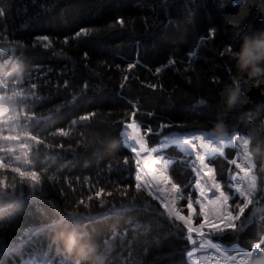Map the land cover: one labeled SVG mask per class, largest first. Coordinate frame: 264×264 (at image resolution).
I'll use <instances>...</instances> for the list:
<instances>
[{
    "label": "trees",
    "instance_id": "obj_1",
    "mask_svg": "<svg viewBox=\"0 0 264 264\" xmlns=\"http://www.w3.org/2000/svg\"><path fill=\"white\" fill-rule=\"evenodd\" d=\"M164 3L165 0H0V9L4 11V15L0 16V65L9 64L0 70V96L11 95L19 90L11 87L15 77L6 88L3 87L4 74L11 72L13 64L19 61L24 65L22 78L30 77V83L41 86L34 90V97H29L37 120H50L59 113L62 123L57 126L64 127L70 137L79 138L81 133H93L94 130L69 127V120L76 119L86 110H98V120H119L125 111H130L126 108L129 101H139L140 109L136 118L143 121V126L159 129L161 133L169 131L160 128L162 124L187 122L206 126V130H210L218 118H223L229 126H235L237 118H240L243 119L241 133L246 134L250 123L259 125L264 121V76L249 78L238 72L232 54L239 40L231 34L230 27L228 31L223 27L226 15H238L241 20L247 16L248 9L240 7L242 0H167L168 7L162 10L160 6ZM153 6H156V11H152ZM218 8H226V11H218ZM116 15H122L125 19L124 30L109 28ZM217 24L221 30L214 37L207 35L208 29ZM80 27L102 31L99 37L92 38L85 46L72 39ZM44 35L49 37L48 42H36L37 36ZM202 36L205 37L203 42L200 39ZM65 37L69 39L66 41ZM234 39L236 44H232ZM49 42L50 47L46 49L44 43ZM230 45L231 51H226ZM84 52L89 53L87 60ZM190 52L193 55L189 56ZM169 60L173 61L171 65L168 64ZM128 63L136 66L127 70ZM116 65H120V68ZM157 68L161 71L156 72ZM125 76H128V81L121 88L120 82ZM215 78H219V83H214ZM45 81L52 86H63L68 81L76 88L104 83L109 89L110 99L102 107L85 109L77 105L70 94H49L50 89L44 86ZM233 85L239 88L244 101L243 115L233 109H223L224 90ZM65 100L69 103H65ZM200 100H205L206 104H199ZM209 101L211 107L207 104ZM53 108L55 111L50 113L48 110ZM113 112L121 115H109ZM149 112L154 115H147ZM249 115L254 116L255 121L247 119ZM16 116L14 105L0 104V135L16 134ZM19 127L31 130L25 129L23 122H20ZM48 131L54 129L49 128ZM33 134H38L45 144L70 142L68 137L46 139L44 132ZM151 139L157 141L158 136L153 135ZM7 149L11 150L13 160L23 156L19 143L0 140V156L5 155L2 150ZM225 149H228V154L218 156L213 167L215 174H222L227 181L231 167L227 161L233 158L234 149ZM129 153L121 139L112 152L96 154L88 151L75 155L65 152L53 166L44 169L47 177L42 187L46 198L55 205L53 217L45 223L52 224L53 220H59L64 215L65 219L58 223L63 231H78L82 225L74 213L80 214L88 219L89 227H96L99 264H138L141 259H145L141 256L144 242L152 238L141 235L136 230V224L147 225L151 222L153 226H158L162 239L152 246L145 264H152L154 256L166 255L172 247L182 249L187 261L185 253L189 246L185 247L183 242L177 243L173 228L155 215L152 198L136 188L134 161L132 179H127L129 172L124 165V158ZM163 153L170 159L169 168L173 169L177 180L187 182L192 175L189 172L191 165L185 163L183 154L175 146H169ZM9 162L6 158L5 163ZM254 163L259 166L264 161ZM146 171L152 173L149 166ZM5 175L11 182V174ZM141 175L143 183L151 182L145 179L143 172ZM258 185L264 187V182L258 181ZM100 189L104 190L101 197H95L94 193ZM125 191L129 192L127 197L122 195ZM89 196L93 200L89 201ZM81 199L85 201L84 204L77 203ZM101 199L104 204L100 203ZM133 202L143 210L144 215L139 219H136L135 212L127 211ZM121 205L126 213L118 221L121 227L116 229L117 235L112 236L115 223H109V217L105 214L109 209L120 208ZM256 208L264 213V201L256 203ZM129 217L134 219V223L124 228ZM40 227L41 224L35 218L14 224L0 213V245L7 244L10 247L8 256L0 252V264H5L9 257L15 264H72L74 258L83 261L76 252L66 250L60 239L61 246L70 256L58 255L55 245H48L49 232L38 231ZM251 228L255 233V224ZM10 232L16 233L15 239H6ZM41 233L43 237L37 240ZM56 233L57 227L55 232L51 231V235L57 237ZM251 241L252 236H247L241 238L239 243L243 247ZM219 242L230 245L238 241L235 237L225 236Z\"/></svg>",
    "mask_w": 264,
    "mask_h": 264
},
{
    "label": "snow or ice",
    "instance_id": "obj_2",
    "mask_svg": "<svg viewBox=\"0 0 264 264\" xmlns=\"http://www.w3.org/2000/svg\"><path fill=\"white\" fill-rule=\"evenodd\" d=\"M160 7L162 10L167 8V0ZM240 7H244V0H242ZM152 11H156V6H153ZM218 11L225 12L226 8H218ZM2 15H4V11L0 9V16ZM224 20L226 22L223 26L224 30L228 31L230 27L231 34L237 37L238 32L244 28H264V15H261L254 7L248 8V14L242 20L238 15H226ZM109 28L124 30L126 21L122 15H116ZM220 30L221 26L217 24L216 27L208 29L207 35L214 37ZM101 31L97 28L80 27L75 31V36L72 39L86 46L92 38L99 37ZM107 34L105 33V35ZM68 39V37H65L66 41ZM200 39L203 42L205 37L202 36ZM35 40L38 43L48 42L49 37L47 35L37 36ZM232 44H236L235 39ZM44 47L49 48L50 42L44 43ZM226 51H231V45ZM191 55L193 53L190 52L189 56ZM88 57L89 53L84 52L85 60ZM138 63L139 60L136 61V64ZM172 63V60L168 61L169 65ZM136 64L128 63L127 70L133 69ZM13 65L12 71L4 74L3 87L6 88L11 79L15 77V83L11 84V87L19 90L14 91L11 95L0 96V104H11L16 107V120L18 122L16 134L0 135V140L5 143H19L20 149L23 151V156L15 157L14 160L10 149L2 150L5 155L0 156V213L4 214L11 223L22 224L26 220L37 219L41 224L38 231H48L50 234L48 245L54 244L58 255L67 254L59 239L55 235H51V231H56L58 223L64 220L65 216L61 215L60 219L53 220L52 224L45 223L46 220L53 217L55 205L46 198L47 194H45L42 187L44 178L47 177V172L44 169L53 166L54 162L60 159L65 152H72L74 155L88 151L96 154L112 152L123 138V143L130 146V153L124 158V165L127 166L126 170L129 172L127 179H132L131 173L133 172L132 164L134 161L136 188L141 192L146 191L147 195L152 198L156 208L155 215L173 228L177 243L183 242L185 247L191 246L192 250L186 254L189 260L193 256L199 255L200 251H206L214 252L222 258L227 257L229 264H236L238 258L247 257L249 264L254 256L264 251V213L256 208V203L264 201V187L258 185V181L264 182V164L257 166L254 163L255 160L252 159L247 150L248 140L245 138L250 128L260 127L264 121H261L259 125L254 122L250 123L246 134H242L240 125L243 124V119L237 118L235 126H229V130L219 138L206 131V126L202 127L187 122L172 123L170 125L162 124L159 126L160 128L169 130L168 134L164 135L159 129L154 130L144 127L143 121L136 118L140 109L139 101L136 103L129 101L126 108L130 111H125L119 120L111 122L98 120L96 119L100 115L98 110H86L84 114L78 115L76 119L69 120V127L76 126L86 130H94L93 133L87 131L81 133L79 138L70 137L64 127L57 126L62 123L59 119V113L52 116L50 120H37L35 108L29 103V97H34V90L41 86L30 83V77L22 78L24 65L19 61ZM8 66V63L0 65V70ZM116 67L120 68V65H116ZM160 71V68L156 69V72ZM127 81L128 76H125L120 82V87L123 88ZM214 83H219V78H215ZM44 86L50 89L49 94L64 93L72 95V99L77 101V105H82L85 109H97V106L102 107L110 99L109 89L104 83L76 88L68 81H65L63 86H52L48 81H45ZM152 87H155V85H152ZM114 90L112 89V91ZM168 102L170 103V100ZM65 103H69V101L65 100ZM199 104L205 105L206 101L200 100ZM207 104L209 107L212 106L210 101ZM48 111L50 113L54 112L55 108ZM233 111L240 112L243 115V103L237 104ZM109 115L121 114L113 112ZM147 115L152 116L154 113L149 112ZM246 118L255 121L254 116L249 115ZM130 120L131 122H129ZM20 122H23L25 129L30 128L31 130H22L19 127ZM49 128H53L54 131L49 132ZM34 132L46 133V139H64L68 137L70 142H66V144H45V141L40 139L38 134H33ZM153 135L159 136L160 139L153 141L151 139ZM21 141H24V143H20ZM232 141L235 142L237 147L243 141V154L241 156L237 152L233 158L227 161L229 165L235 166V172L230 171V179L225 181L222 174H215L216 170L213 163L222 154L221 146ZM152 144H155V147H152ZM168 145H174L180 149L184 154L185 163L191 165L189 172L192 175L187 182L177 180L173 169L168 167L169 161L164 159L166 153L161 154V151L166 149ZM227 154L228 149H224L223 155ZM6 158L10 161L9 163H5ZM14 164L22 166H14ZM161 164L164 167H161ZM149 165L155 166V171L151 177L146 171ZM142 172L146 180H151L150 183L141 181ZM5 173L11 174V182H9ZM257 173H259V176ZM157 176L158 178H156ZM161 185L164 187H161ZM103 192L104 190L100 189L94 193V196L101 197ZM104 194L111 195V193ZM122 195L127 197L129 192L125 191ZM88 200H93V197L89 196ZM234 201L235 203H233ZM77 203L84 204L85 201L81 199ZM100 203L104 204V200L101 199ZM127 211L135 212L137 214L136 219L144 215L143 210L135 202L128 206ZM125 213L126 210L121 205L120 208L113 207L109 209L105 214L109 217V223H115L112 236L117 235L116 229L121 227L118 221ZM74 214L86 233L97 242L98 251L99 241L96 236V227H89V221L86 217L77 213ZM133 223L134 219L129 217L124 223V227H128ZM252 224H255V233L252 231ZM136 230L141 235L152 238L144 242L141 256L146 259L152 250V246L158 243L162 237L159 235L158 226H153L151 222L147 225L136 224ZM154 232L156 233L155 236H153ZM15 236V232H10L6 239L12 240L15 239ZM185 236L186 240L184 239ZM225 236L235 237L238 242L231 246L219 242ZM247 236H252V241L242 247L239 240ZM198 241L204 242L199 250L196 247ZM9 251V245H0V252H3L5 256H8ZM145 259H141L138 264H145ZM5 264H15V261L9 257ZM72 264H84V262L74 258ZM152 264H187V261L184 259L182 249L172 247L166 255L154 256Z\"/></svg>",
    "mask_w": 264,
    "mask_h": 264
},
{
    "label": "clouds",
    "instance_id": "obj_3",
    "mask_svg": "<svg viewBox=\"0 0 264 264\" xmlns=\"http://www.w3.org/2000/svg\"><path fill=\"white\" fill-rule=\"evenodd\" d=\"M254 7L264 15V0H244V10ZM239 43L233 52V60L239 73L249 78L264 76V28H244L238 32ZM239 88L235 85L226 87L223 97V109L231 111L237 104L243 103ZM229 125L223 118H218L210 132L213 136L222 137ZM247 150L255 161H264V122L256 129H249ZM71 215V213H69ZM57 238L66 250L74 251L85 264H99L97 242L92 239L83 227L78 231H63L57 226ZM249 264H264V251L254 256Z\"/></svg>",
    "mask_w": 264,
    "mask_h": 264
},
{
    "label": "rangeland",
    "instance_id": "obj_4",
    "mask_svg": "<svg viewBox=\"0 0 264 264\" xmlns=\"http://www.w3.org/2000/svg\"><path fill=\"white\" fill-rule=\"evenodd\" d=\"M167 133H165L164 135H167ZM235 134V133H233ZM245 138H247V136L245 135ZM160 139V137H158L157 141ZM151 146H155V144H152ZM169 146V145H168ZM226 146H231L234 149V156L236 155L237 152H239L242 156L243 154V141L240 142L239 147L236 146L235 142H228L225 145L221 146L222 151L224 150V148ZM161 154L163 155V150L161 151ZM233 156V157H234ZM164 159L169 161L168 167L170 166V159L164 156ZM207 159V157H206ZM230 169L228 170L227 173V178L230 179L229 177V172H235V166L234 165H230ZM150 167V172H154L155 171V166L154 165H149ZM161 167H164L163 164H161ZM152 173L149 175L152 176ZM142 177V175H141ZM157 178V177H156ZM134 179H135V172H134ZM142 181V180H141ZM161 187H164L163 185H161ZM146 192V191H145ZM147 193V192H146ZM187 195V194H185ZM186 214V213H185ZM43 233L38 235V238L43 237ZM195 238V237H194ZM203 241H198L196 244L197 249H200L201 244H203ZM227 246H231V245H227ZM191 246H189L188 251H191ZM186 252V254H187ZM187 256V255H186ZM189 260V259H188ZM189 264H229V261L227 259V257H221V256H217L214 252H206V251H200L199 255L193 256L190 260H189ZM236 264H248V258L247 257H240L237 259Z\"/></svg>",
    "mask_w": 264,
    "mask_h": 264
},
{
    "label": "water",
    "instance_id": "obj_5",
    "mask_svg": "<svg viewBox=\"0 0 264 264\" xmlns=\"http://www.w3.org/2000/svg\"><path fill=\"white\" fill-rule=\"evenodd\" d=\"M130 143H132V142H130Z\"/></svg>",
    "mask_w": 264,
    "mask_h": 264
},
{
    "label": "bare ground",
    "instance_id": "obj_6",
    "mask_svg": "<svg viewBox=\"0 0 264 264\" xmlns=\"http://www.w3.org/2000/svg\"><path fill=\"white\" fill-rule=\"evenodd\" d=\"M125 228V227H124Z\"/></svg>",
    "mask_w": 264,
    "mask_h": 264
}]
</instances>
